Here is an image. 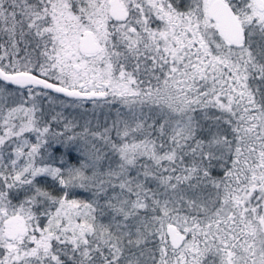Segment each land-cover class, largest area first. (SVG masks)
I'll return each mask as SVG.
<instances>
[{
  "label": "snow or ice",
  "instance_id": "6c2138e0",
  "mask_svg": "<svg viewBox=\"0 0 264 264\" xmlns=\"http://www.w3.org/2000/svg\"><path fill=\"white\" fill-rule=\"evenodd\" d=\"M0 264H264V0H0Z\"/></svg>",
  "mask_w": 264,
  "mask_h": 264
}]
</instances>
